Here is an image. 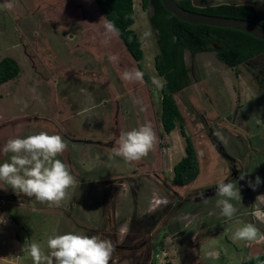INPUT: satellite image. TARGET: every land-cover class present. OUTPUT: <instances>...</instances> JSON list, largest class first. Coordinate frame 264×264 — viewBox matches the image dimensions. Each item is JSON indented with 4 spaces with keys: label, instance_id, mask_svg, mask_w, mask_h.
Instances as JSON below:
<instances>
[{
    "label": "rangeland",
    "instance_id": "obj_1",
    "mask_svg": "<svg viewBox=\"0 0 264 264\" xmlns=\"http://www.w3.org/2000/svg\"><path fill=\"white\" fill-rule=\"evenodd\" d=\"M132 5L131 28L143 53L138 62L117 36L103 43L106 19L94 0H0V59L11 57L19 67L0 84V163L10 160L11 154L2 151L8 139L44 131L66 142L56 158L69 165L75 178L58 207L17 194L0 181V264H33L27 245L37 242L46 251L48 236L67 233L111 240L115 252L110 264H159L156 256L167 236L179 247L182 264H239L234 249L244 253L248 242L234 241L233 234L253 224L245 210L248 191H253L247 181L256 176L264 181V84L257 88L242 64L229 68L213 51H184L189 84L173 94L182 126L177 122L160 135L163 78L153 66L157 47L148 23L151 8H142L141 0ZM144 33L150 35L141 39ZM110 56L117 59L110 61ZM252 60L257 69L264 68V53ZM138 65L149 82L121 79L125 70H139ZM146 123L158 137L147 157L133 162L113 157L120 133ZM180 130L191 138L199 166L196 178L184 187L170 182L172 165L184 149ZM213 143L223 152L217 153ZM231 157L247 175L230 181L241 198L230 201L237 212L225 222L216 193L204 199L197 198L204 193L192 195L224 179L225 158ZM256 190L264 196V183ZM177 203L185 215L174 222L180 230L166 221L176 211L171 204ZM256 224L264 234V224ZM258 242H264L259 235ZM258 242L253 247L262 249ZM132 244L135 248H129Z\"/></svg>",
    "mask_w": 264,
    "mask_h": 264
},
{
    "label": "trees",
    "instance_id": "obj_2",
    "mask_svg": "<svg viewBox=\"0 0 264 264\" xmlns=\"http://www.w3.org/2000/svg\"><path fill=\"white\" fill-rule=\"evenodd\" d=\"M106 21H111L119 29L117 36L130 57L138 62L142 58L141 41L131 28L133 23L132 0H94ZM177 4L189 13H203L248 19L264 25L263 14L250 3H205L195 4L192 0H176ZM150 6L148 23L154 32L157 53L153 66L156 73L163 78L160 92V135L168 134L176 126H182L179 109L173 94L189 84V70L183 58L184 51L189 54L213 51L215 58L233 67L249 60L257 54L264 53V40L248 33L206 24H191L177 19L166 11L159 0H141V7ZM139 70L143 73L141 67ZM18 64L11 57L0 59V84L18 73ZM143 78H149L143 73ZM184 155L172 165L170 182L173 185H187L199 172L196 152L189 136L184 135ZM201 190V189H200ZM161 264H171L164 261ZM242 264H264V255L254 256Z\"/></svg>",
    "mask_w": 264,
    "mask_h": 264
},
{
    "label": "clouds",
    "instance_id": "obj_3",
    "mask_svg": "<svg viewBox=\"0 0 264 264\" xmlns=\"http://www.w3.org/2000/svg\"><path fill=\"white\" fill-rule=\"evenodd\" d=\"M107 44L113 36L119 35V29L111 21L104 22ZM144 33L141 39L149 36ZM116 56H110V61H115ZM143 73L139 70H125L121 79L135 83L142 80ZM35 92V89H32ZM37 100L39 96L35 97ZM218 137H223L217 133ZM158 137L150 123L139 128L121 132L116 140V147L112 149L113 157H120L125 162L139 161L147 157L154 148ZM67 144L60 135H49L41 131L26 138H10L3 146L5 154L10 153V160L0 163V181L9 185L15 193H23L29 198L45 203L49 206H60L66 196V190L74 183V176L70 167L56 157L62 154ZM112 157H110L111 159ZM247 174H241L240 180H245ZM248 186L255 191L264 181L256 176L254 181L248 180ZM216 207L220 214L227 220H232L237 209L230 202L241 198L240 190L235 182L221 181L216 187ZM201 199H204L201 194ZM252 215L264 222V210L255 209ZM0 218V223H3ZM264 240V234H259L255 225L248 223L238 228L233 234L234 241L258 242ZM25 247V246H24ZM46 251L40 243L33 242L27 245V252L33 264H110L115 246L109 239L80 235L74 233L54 234L47 237Z\"/></svg>",
    "mask_w": 264,
    "mask_h": 264
},
{
    "label": "crops",
    "instance_id": "obj_4",
    "mask_svg": "<svg viewBox=\"0 0 264 264\" xmlns=\"http://www.w3.org/2000/svg\"><path fill=\"white\" fill-rule=\"evenodd\" d=\"M214 1V3H212V4H218V3H229V2H233V3H250V4H252L255 8H257L262 14H263V16H264V4L263 5H261V3L260 4H258V2H252V1H248V0H242L241 2L240 1H237V0H213ZM257 1V0H256ZM182 152H183V154H182V156L184 155V149L182 150ZM181 156V157H182ZM180 157V158H181ZM179 158V159H180ZM238 179V178H237ZM235 181V180H234ZM191 183V182H190ZM188 184V185H191V184ZM174 186H178V185H174ZM183 187L185 186V185H182ZM175 192V191H174ZM248 194H249V196H250V203L249 204H247V205H249L248 206V208H246L245 210H246V213H248L249 215H250V220L252 221V223H253V225H255L256 227H258V225L256 224V223H258V222H261V219H258V218H256V217H254L253 215H252V212H253V210H254V207H253V205L255 206V209H258V210H264V206L263 207H261L260 206V200H259V198L261 197V200H262V204H264V196H263V194L259 197V192L257 191V190H255V191H248ZM177 195H181V194H177ZM252 197H254V199L252 198ZM258 197V198H257ZM179 203V202H178ZM178 203L177 204H171V206H170V208L173 210H175L176 208H178L177 207V205H178ZM171 212V211H170ZM168 213V212H167ZM166 213V214H167ZM184 214V212H181L180 211V209H176V211L175 212H172V213H170V215L167 217L168 219H166V221H167V225H172V227L173 228H175V227H177L178 228V230H180L179 229V227L178 226H175L174 224V222L176 221V219H178V218H180V219H184L185 217H182V216H185V215H183ZM165 215V214H164ZM163 215V216H164ZM179 216H181V217H179ZM176 217V218H175ZM161 220L162 219H157L156 220V225L158 224V223H160L161 222ZM223 221H225V220H227L226 218H224V219H222ZM226 222V221H225ZM261 223H263L264 224V222H261ZM171 228V227H170ZM165 239H167V242H166V246L164 245L165 244V242H161L162 244H163V246H159V254H157V256L156 257H158V260H159V264H161V263H163L164 261H169L171 264H175V260H177L178 262H180L181 263V261H180V259L179 258H181V252L180 251H178V248L179 247H177L175 244V242H170V240H171V238L169 239V237L167 236ZM169 241V242H168ZM247 243V242H246ZM258 243H260V245L261 246H263V248L262 249H258V248H254L253 247V245H254V242H251V243H247V244H245V252L244 253H239V251H238V249L237 248H235L234 250H235V254H236V256L239 258V264H242V262L243 261H245V260H247V259H249V258H252V257H254V256H258V255H264V242H258ZM257 243V244H258ZM1 245V244H0ZM250 250H255L256 252L254 253V254H249V252H250ZM238 252V253H237ZM178 257V258H177ZM182 260V259H181ZM158 263V262H157ZM182 264V263H181Z\"/></svg>",
    "mask_w": 264,
    "mask_h": 264
},
{
    "label": "water",
    "instance_id": "obj_5",
    "mask_svg": "<svg viewBox=\"0 0 264 264\" xmlns=\"http://www.w3.org/2000/svg\"><path fill=\"white\" fill-rule=\"evenodd\" d=\"M163 8L174 15L177 19L191 24H206L217 27H227L250 34L253 37L264 40V25L242 18L208 15L203 13H189L180 7L176 0H159ZM231 159V158H229ZM216 191V190H215ZM210 193L203 194L206 198ZM201 199V194L197 196Z\"/></svg>",
    "mask_w": 264,
    "mask_h": 264
},
{
    "label": "flooded vegetation",
    "instance_id": "obj_6",
    "mask_svg": "<svg viewBox=\"0 0 264 264\" xmlns=\"http://www.w3.org/2000/svg\"><path fill=\"white\" fill-rule=\"evenodd\" d=\"M260 54H263V53H260ZM257 55H259V54H257ZM257 55H255V56H257ZM253 59V57L252 58H250L249 60H247V61H244V62H242V63H240V64H242L243 66H244V68H245V70H247V72L251 75V76H254V78H255V80H256V87L258 88V87H261V85L262 84H264V68H261V69H257V67L254 65V61L252 60ZM222 63V62H221ZM223 64V63H222ZM225 65V64H224ZM237 65H239V64H237ZM236 65V66H237ZM226 66V65H225ZM236 66H233V67H229V66H227V67H229V68H235ZM255 70H257L258 72L257 73H255L254 74V71ZM258 74H262L261 75V78L260 79H258ZM213 145L215 146V148H216V152L218 153H220L221 151L223 152V147L219 144L218 146H216L215 145V143H213ZM219 147V148H218ZM225 161H226V164H225V166H226V171H227V174L225 175L226 177L224 178V179H221V180H219L213 187H212V189H209L208 187L206 188H203V189H201V190H197L196 192H195V194L194 195H192L193 196V199H194V197H195V195L198 193V192H200V193H210V194H214V193H216V187H217V184L218 183H220L221 181H224L225 183H228V182H230V181H234L235 179H237V178H239L238 177V175L239 174H241V171L238 169V167H237V163H236V161L231 157V159H229V158H225ZM228 178H230V179H228ZM228 179V180H227ZM124 245V244H123ZM122 245V246H123ZM131 247H129V248H135V246L132 244V245H130ZM124 247H125V245H124ZM146 255V254H145ZM146 258V257H145ZM145 261V260H144Z\"/></svg>",
    "mask_w": 264,
    "mask_h": 264
}]
</instances>
